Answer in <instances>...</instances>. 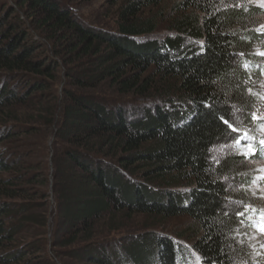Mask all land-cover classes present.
<instances>
[{"label": "trees", "instance_id": "16d2710c", "mask_svg": "<svg viewBox=\"0 0 264 264\" xmlns=\"http://www.w3.org/2000/svg\"><path fill=\"white\" fill-rule=\"evenodd\" d=\"M16 1L24 19L0 18V264H232L228 224L244 219L226 215L224 180L247 171L210 156L234 105L249 122L241 65L254 59L260 10L175 0L160 40L163 14L150 10L164 0L120 4L113 33L68 0ZM45 95L54 140L35 166L13 141L30 134L20 109ZM137 218L191 225L120 236Z\"/></svg>", "mask_w": 264, "mask_h": 264}, {"label": "rangeland", "instance_id": "374dc122", "mask_svg": "<svg viewBox=\"0 0 264 264\" xmlns=\"http://www.w3.org/2000/svg\"><path fill=\"white\" fill-rule=\"evenodd\" d=\"M70 10L75 16L82 18L86 24L95 27L96 29L113 33L116 26V17L114 14L117 7L127 0H68ZM175 0H164L157 7H153L150 13L157 14L162 12L163 16L160 22V29L152 37L153 39L162 40L167 36L166 27L169 22L168 13ZM237 7L244 6L245 8L253 7L260 10V16L255 21L258 23L254 27V31L258 33V40L253 44V60L242 62L246 77L243 78L247 88L245 96H251V108L249 122H243V114L240 107L234 105L231 111V122L237 131H232L229 128V133L225 136L224 141L216 144L211 149V162L214 166L218 165L228 156L242 158L236 165L238 168H246V173L239 175L240 178L226 177L224 180L227 186V202L226 215L233 216L243 212V222L238 225L228 224L230 227V243L233 252H235L234 261L232 264H264V232L259 230L261 223L260 217L264 214V158L257 159L253 157L255 150L250 151L248 146L253 149L252 137L257 141L264 140V0H236ZM21 10V9H20ZM15 11L16 13H12ZM16 16L24 19L22 12L17 10L16 0H0V18L9 19ZM30 29H34L35 23L28 21ZM34 34L32 33L33 37ZM44 37L48 36L46 33ZM42 36V38H43ZM44 49L43 53L38 55L43 58L49 53ZM243 54L237 56L240 61ZM254 71H257L255 74ZM253 99V100H252ZM50 97L47 95L44 98L34 99L33 103L27 108L20 109L18 113L30 127V134L16 139L13 142L19 150H25L26 160L28 163L35 166L46 164L48 156L52 152L54 128L47 123V118L50 117L46 113L45 108L50 105ZM257 117L254 119L253 117ZM242 134L241 139H239ZM252 136V137H251ZM239 140L240 143L236 141ZM246 179V181H244ZM156 221L145 222L143 218H137L129 222L130 231H123L120 236L132 235L138 233L141 229L140 225H147L150 231H157L164 234H181L184 233L191 222L186 218H173L167 222L159 223L156 226ZM227 226V227H228ZM142 231V230H141ZM147 231V230H146ZM185 245H190L188 238L181 239ZM184 264H202L199 257L192 256V259H187Z\"/></svg>", "mask_w": 264, "mask_h": 264}, {"label": "snow or ice", "instance_id": "6c2138e0", "mask_svg": "<svg viewBox=\"0 0 264 264\" xmlns=\"http://www.w3.org/2000/svg\"><path fill=\"white\" fill-rule=\"evenodd\" d=\"M205 107H211V105H209V104L206 103V104H205ZM253 118L256 119L257 117L254 116ZM221 119H223V118H221ZM223 122H224L225 124H228L229 128H231L232 131H237V128H236L231 122H229L228 120L223 119ZM236 142H237V143H240L239 140H237ZM260 143H261L262 145H264V140H261ZM248 147H249V150H250V151H254V149H252L251 146H248ZM238 215L243 216L244 213H243V212H240V213H238ZM260 221H261V223H260V225H259V230H260L261 232H264V214L261 215V217H260Z\"/></svg>", "mask_w": 264, "mask_h": 264}]
</instances>
